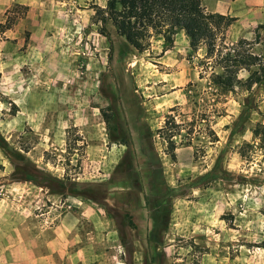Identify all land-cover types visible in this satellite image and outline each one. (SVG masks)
I'll return each instance as SVG.
<instances>
[{
  "label": "rangeland",
  "instance_id": "1",
  "mask_svg": "<svg viewBox=\"0 0 264 264\" xmlns=\"http://www.w3.org/2000/svg\"><path fill=\"white\" fill-rule=\"evenodd\" d=\"M106 1L0 0V135L38 169L77 189L87 186L99 199L121 196L143 206L147 195L148 224L153 207L167 210L161 244L125 227L132 253L136 238L143 242L132 264H264V148L253 135L264 124V82L242 85L256 66L240 69L228 92L211 81L222 71L220 56L239 41L249 53L262 52L260 23L238 0H202L206 11L235 18L216 34L212 56L205 44L193 49L182 30L170 48L154 37L138 52L107 24L110 52L97 21ZM108 96L126 124L142 193L114 176L125 147L108 140L100 112ZM169 114L178 122L200 118L217 140L205 133L178 143L172 160L156 134ZM15 162L0 148L1 250L32 244L59 220L90 231L100 226L101 211L108 215L70 191L54 194L11 179ZM80 202L88 207L78 219ZM118 211L121 228L127 222ZM121 257L125 262V249Z\"/></svg>",
  "mask_w": 264,
  "mask_h": 264
},
{
  "label": "trees",
  "instance_id": "2",
  "mask_svg": "<svg viewBox=\"0 0 264 264\" xmlns=\"http://www.w3.org/2000/svg\"><path fill=\"white\" fill-rule=\"evenodd\" d=\"M97 17V21L100 23L99 34L105 38L110 52L112 40L107 24L115 29L117 35L125 41L128 48L138 52L148 49L151 45V39L154 37L161 40V46L163 50H166L172 46L174 34L182 30L193 49H196L199 44H205L209 56H212L214 52L216 34L222 32L235 19L221 13L206 11L202 5V0H107L106 5L99 8ZM256 29L264 35V24H259ZM256 36L259 37V33ZM262 41L263 50L259 55H254L241 48L240 45L243 41H239L237 43L239 45L233 51L222 54L219 58L222 71L212 75L213 85L222 92H228L233 89L235 83H239L237 72L242 68L251 66H256L257 69L248 74L242 85L249 88L253 84L264 82V36ZM108 100L109 105L100 109L102 118L107 125L108 140L125 147L121 159L114 168V176H121L131 189L136 193H142L140 175L134 170L131 161L132 145L126 124L119 117L114 106L115 100L109 96ZM175 117L176 115L169 114L156 130V134L164 146L165 154L169 155L172 160H175V149L178 143L185 141L189 145L195 136L201 134L204 136L207 134L209 142L217 140L214 130L208 129V132L202 130L200 118L193 116L189 121L178 122ZM253 135L259 140L260 146L264 148V124L258 123L253 130ZM0 148L16 159L10 174L11 179L31 182L47 188L54 194L62 195L65 191H70L71 194L99 204L104 208L116 224L119 241L127 254L125 263L132 264V248L125 234L126 226L131 229L136 228L130 215L123 214L127 224L120 228L116 220L117 216H120L118 209L108 205L105 198H97L93 189L91 190L87 186L77 189L73 183L66 184L64 178L51 176L46 171L38 169L20 152L10 150L8 143L1 135ZM148 199L147 195L143 196V207L148 206ZM152 209L148 239L161 244L162 236L160 233L167 230L168 211H160L157 207ZM159 216L163 218V221L159 222ZM162 254L161 252L160 255ZM144 260L143 264H147L146 259Z\"/></svg>",
  "mask_w": 264,
  "mask_h": 264
},
{
  "label": "crops",
  "instance_id": "3",
  "mask_svg": "<svg viewBox=\"0 0 264 264\" xmlns=\"http://www.w3.org/2000/svg\"><path fill=\"white\" fill-rule=\"evenodd\" d=\"M238 5L246 16L251 13L252 18H247L252 19V22L264 24V0H238ZM105 200L108 205L130 215L136 226L133 229L136 234L145 235L150 231L151 223H147L146 209L140 204L137 205L135 200L121 196H107ZM80 204V209L73 212L78 219L87 215L84 211L88 206L85 203ZM100 213V226L93 230H82L80 227L71 226L65 220H59L41 229L28 246L18 243L13 248L0 249V263L125 264L124 258L121 257L124 247L119 241L114 220L102 211ZM129 237L132 238L131 234ZM134 246L132 260L139 261L143 248L142 240L136 238Z\"/></svg>",
  "mask_w": 264,
  "mask_h": 264
}]
</instances>
